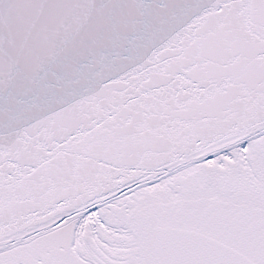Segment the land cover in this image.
Here are the masks:
<instances>
[{
	"label": "snow or ice",
	"instance_id": "snow-or-ice-1",
	"mask_svg": "<svg viewBox=\"0 0 264 264\" xmlns=\"http://www.w3.org/2000/svg\"><path fill=\"white\" fill-rule=\"evenodd\" d=\"M0 264H264V0H0Z\"/></svg>",
	"mask_w": 264,
	"mask_h": 264
}]
</instances>
